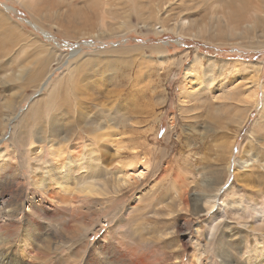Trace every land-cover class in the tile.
Listing matches in <instances>:
<instances>
[{
	"label": "rangeland",
	"instance_id": "1",
	"mask_svg": "<svg viewBox=\"0 0 264 264\" xmlns=\"http://www.w3.org/2000/svg\"><path fill=\"white\" fill-rule=\"evenodd\" d=\"M42 1L39 2L42 4L39 11H33L23 0H0V64L8 72L21 64H31L28 73H34L41 70L40 66L44 63L46 72L51 73L50 82L44 89H39V84L33 79L21 85L18 80L12 81L11 75L0 78V102L7 100L8 108L1 105L3 113L8 110L13 112L15 108V114L11 115L13 118L0 131L1 136L4 134L0 141V154L6 164L17 165L22 173L20 178L25 182V209L28 207V196L33 195L37 199L47 197L51 210H61L65 220L70 215L69 220L78 229L83 223L85 227L90 226L94 231L93 239H99L114 224V215L107 212L108 209L117 207L121 202L128 204L140 198L135 202H138V210L129 215L130 220L119 225L117 223V229L125 230L131 236L127 242H131L134 236L132 230L137 227L144 236H148L155 229L163 230L171 225L166 214L151 215L150 211L161 205L163 199L169 203L176 197L173 185L179 176L188 175L194 180L187 194L190 210L193 211L192 205L196 204L197 198L202 199L205 192L201 186L212 180L215 171L225 169L227 165L231 169L228 183L233 187L232 195L243 196L250 207L263 204L261 193L240 181L245 173L254 179L259 177L260 182L264 181V124L255 135L252 132L254 120L261 116L260 109L264 104L262 26L254 28L247 36L231 35L217 17L209 16L212 15L209 11L212 0H195L190 5L194 10L187 9L189 0H179L169 6L168 9L173 8L170 11L172 15L180 14L192 19L196 26L192 28L194 32L164 30L160 23L155 26L160 31H156L154 24L158 22V17L149 15V21H145L135 10H131L135 4H139L132 0ZM144 3L151 7L156 5V2ZM201 3L204 4L202 7H206H198ZM103 18L108 24L107 28L101 29L99 21ZM26 19L38 24L51 36L46 37L41 28H35ZM96 19L99 20L98 24ZM170 23L173 24V20ZM210 23H213L212 26ZM81 29L88 31L83 33ZM220 63L227 66L223 71L226 74L220 72ZM254 63L260 66L257 80L260 88L256 97L258 105L248 106L250 109L243 113L242 107L245 108L246 103L241 100L243 97L239 92L249 85L247 80L240 79L236 70ZM189 69L197 77L194 82L200 98L197 108L193 106L192 99L187 101L180 94L186 80L185 72ZM4 71L0 70V74H4ZM220 73L225 80L235 81L237 88L231 98L227 90L217 99L207 94L210 89L208 78L212 77L218 83ZM227 86L223 84L224 89ZM244 116L246 119L240 125ZM90 122L110 135L109 140H104L106 146L82 127L89 126ZM95 132L98 133V130ZM85 146V149H92L93 152L100 149V163L110 168L120 165L119 160L135 159V172L140 179L128 188L122 198L115 197L105 202L83 200L73 206L56 202L47 193L44 195L35 190L29 177L28 163L29 166L36 162L44 164L48 159H56L59 153L57 159H66L65 154L72 148L75 150L71 151L77 153ZM40 159L43 163L39 162ZM244 159L248 162L244 163ZM81 173L66 170L62 173L63 180L56 183L57 186L48 188V191L56 192L59 189L63 194L64 187L66 191L76 189L77 176ZM154 190V197L145 200L144 195ZM227 191L224 195L226 199ZM10 197L14 200L15 195L11 192ZM11 203L9 201V206H12ZM4 205V201L0 202V210ZM124 213L122 209L119 216ZM193 215L190 216L191 230L187 233L206 240L210 236L207 224L209 214ZM178 218L172 224L176 225ZM39 221L49 223L48 219L40 218ZM15 222L24 223L23 219H16ZM223 223L216 238L223 239L225 245L229 246L228 241L244 244L262 236L261 232H253L250 227L236 221ZM253 223L252 220L249 222ZM182 235L177 234V237L183 238ZM148 248L153 250V260L158 264L167 263L166 255L158 247ZM237 250L244 256V248ZM2 251V254L6 253L5 249ZM65 251L61 252L62 255ZM210 251L209 255L218 253L215 246ZM11 255L21 262L19 251ZM59 257H51L48 264L56 262ZM22 263L27 264L24 260ZM189 263L190 259L186 256L185 264Z\"/></svg>",
	"mask_w": 264,
	"mask_h": 264
},
{
	"label": "bare ground",
	"instance_id": "2",
	"mask_svg": "<svg viewBox=\"0 0 264 264\" xmlns=\"http://www.w3.org/2000/svg\"><path fill=\"white\" fill-rule=\"evenodd\" d=\"M23 1L27 2L28 7L33 11H39L38 8L43 2L42 0ZM132 1L138 2L139 4H133L134 7L131 10H135V13L141 18L145 19V21H149V15H152L155 18L158 17V22L154 24L156 31H160L159 27H155L157 26L156 24L159 23L162 24L160 27H162L164 30L178 29L179 32L186 30L190 31L192 28L196 27L191 18L185 17V15L180 16V14L179 16H175L170 13L173 8L168 9L169 6H173L174 2L179 0ZM144 1H147L148 3L156 2V5L151 7L144 3ZM194 1L195 0H189L187 2L188 10H194V8H192L193 6H190ZM201 1L207 2L209 0ZM212 1L213 3L210 6L211 10L209 9L212 15L209 16L217 17V19L220 20V23H223L228 28V31H230L231 35H239L240 37V35L244 36L246 34L247 36V33L252 32L254 28L259 26H262V31L264 32V20H261V18H264V0ZM39 2L41 3L39 4ZM201 5L202 3L198 5V7H201L202 9L206 7V5L205 7H202L204 4L202 6ZM124 7L126 8V6ZM48 10L47 12H50ZM52 14L53 13H51V15ZM119 14L121 15V12ZM46 17L48 18V16ZM46 17L44 16V18ZM172 20L174 22L173 24L170 23ZM205 20L209 22L210 19ZM84 21L82 20V22ZM98 21L99 20H97V24ZM99 22H101V25L99 26L101 29L107 28L108 23L104 22V18ZM208 22L206 23L207 25ZM213 23H210V25ZM33 24L37 28H41L38 24ZM206 24L204 23V25ZM219 30L221 29L219 28ZM41 31L46 34V37L51 36L50 33L46 32L42 28ZM87 31L83 30V33H86ZM192 31L194 32V30ZM91 34L94 33L91 32ZM87 35L90 34L88 33ZM263 42L261 43L264 44ZM30 65L31 64L23 66L21 64L14 71L8 72L7 68L5 69V67L0 64L1 72L5 70L4 74H0L3 75L0 76V78L11 75V80H18L21 85L23 83L26 84L27 81L33 79L39 84V89L46 88L51 78V73L46 72V65L42 63L40 66L41 70H36L34 73H28L31 70ZM226 67L227 66H225L223 63L220 66V72H223L225 70L224 68ZM237 67L239 66L237 65ZM259 68L260 66L258 67V64L254 63L247 64V66L236 70L240 79L247 80L248 84H246L249 85L245 88V90L239 92L243 97V99H240L246 103V107H242L244 111L243 113H246V110L250 109L248 106H253L254 104V107H257L258 105L256 97L258 89L260 88L259 82H257L260 75L258 74ZM223 73L226 74V72ZM185 74L186 80L185 84L181 87L182 91L180 94L187 101L192 99L191 101L194 104L193 106L196 107L200 100L197 93L198 91H196L194 88V82L197 81V77L192 69L187 70ZM220 75L222 74H219L218 83H215L212 77L211 79L208 78L207 83L209 84L210 89L207 91V94H211L213 98L217 99L223 96L224 91L227 90V92H229V97L231 98L234 94L233 91L237 88V86L234 85L235 81L225 80V78ZM201 83L202 82H200V84ZM224 83L228 85L225 87V89L223 88ZM21 85L18 86L21 87ZM6 101L0 102V125H2L0 130L1 132L3 131V128L7 122L13 118L11 115H13L15 111L14 108L13 112L12 110H8L7 113H3L4 108H2L1 105L8 109ZM260 110L261 116L254 120L253 123L252 132H254V135L257 131L259 132V130H261L264 124V121L262 122L264 119V104ZM218 116L219 115H216V117ZM239 118L237 117V119ZM245 119L246 117L244 116L243 120H241L239 124L241 125ZM82 127H84L88 133L94 135L100 141H102L104 146L107 145L104 140H109L110 135H106L105 132L98 128L95 123L90 122L89 126ZM95 130H98V133H96ZM115 135L118 134L115 133ZM2 136H4V134H2ZM2 136L0 135V141L3 138ZM99 145L101 146V144ZM85 148L86 146L77 153L72 152L75 150V148H72L73 150L70 148L72 151H66L67 153L64 157L66 159H57L60 155L59 153L55 156L56 159H48L47 162L45 161L46 164H38V162H36L35 164L29 166L28 163L29 177L31 179V183L35 187V190H37L39 193L42 192L44 195L47 193L56 199V202L73 206L77 202L83 200H85V202L90 200H100L101 202H105L115 197L122 198L127 194V191L129 190L128 188L134 185L135 182L140 179V177L136 175L135 172V159L132 161L119 160L120 165L114 166V164V167L110 168L105 165L103 166V164L100 163V159L102 158L100 155V149L97 148L95 152H93L92 149ZM243 161L244 163L248 162L247 159H244ZM39 162H42L41 159ZM66 170H73V173L82 171V175L77 176V188L66 191L64 187L63 194H61L62 191L59 189L56 190V192H49L48 188L52 187L53 185L57 186L55 184L60 183V181L63 180L62 173H64ZM132 170H134V172H132ZM229 172L231 173V169L227 165L225 169L221 168L220 170L215 171L212 180L201 186L205 192L203 191L204 194L202 195V199L197 198L196 204L192 205L194 206L193 211L190 210L191 204L187 194L189 192L190 186L193 185L194 180H192V178L188 175L187 177L179 176V174V180L173 185V188L176 189V197L169 203H166L163 199L161 201V205L153 207V209L150 211L151 215L166 214L168 216L166 219L171 225L163 230L155 229L154 232H149L148 236H144L139 227H137L136 229L132 230L134 235L133 241L127 242L131 236H128L125 230H118L117 223L119 222V225L120 223H125L127 220H130L129 218L131 214L138 210V202H135L139 201L140 198H136L135 201H131L128 204H122L121 202L117 207L108 209L107 212H110L112 215H114V217L112 216L114 224L105 231L101 238L93 239L94 231L90 226L85 227L83 223L79 229L74 227L71 223V220H69L70 215H68L67 220H65L64 214L61 210L50 209L51 205H48L47 203L51 204V202L47 200V197L41 196L37 199L33 195L28 196L26 198L28 207L25 209V202L23 200L25 195V182L23 183L20 178L22 173L19 172L17 165L11 166L6 164L2 160V156L0 154V202L3 203L4 201L5 203V205L0 210V264H23V260L27 264H48L49 260L53 256L60 257L52 264H79V262H81V264H158L155 260H153V250L148 248L149 246L158 247V249L166 255V264H185L186 256L190 259L189 264H264V201L261 205H251L250 207L246 202L247 200H245L243 196L232 195L231 190L233 187L228 183L230 178ZM140 174L143 175V172H140ZM258 178L256 177V179H254L245 173V176L240 178V181L244 186L257 189L261 193V196L264 197V181L260 182ZM162 185L164 186L165 183L163 182ZM171 189L172 188L168 190ZM227 189L228 199L224 198L225 191ZM11 192L15 195L14 200H12L10 197ZM154 193L155 190L146 193L144 195L145 200L154 197ZM200 200L202 202H199ZM9 201L12 202L10 205L13 207L9 206ZM7 208L10 210L7 211ZM122 209L125 210V213L119 216V213ZM203 212L209 214L207 224L210 236L209 238H206V240H202L200 236H194L191 232L187 233L188 230H191V214L200 216ZM174 214L179 215L175 216ZM177 217L179 218L176 221V225L172 224ZM40 218L48 219L49 223L45 224L39 221ZM16 219H23L24 223L15 222ZM227 220H231L233 222L236 221L242 226L250 227L253 232H261L262 236L260 239L252 238L250 241L248 240L244 242V244H232L233 241H228L229 246L225 245V241L223 239H217L216 237L221 225H223V222ZM251 220L254 222L253 224H249ZM177 234H181L183 238H178ZM212 246L217 248V255L219 258H217V255H214L213 253L209 255ZM3 248L6 250L5 254H2V250H4ZM241 248L245 249L246 255L244 254V256H241L240 250H237ZM65 249L67 251H65ZM18 251L20 252L19 258H21V262L18 259L15 260L11 255V253L17 254ZM62 251H65L66 253L62 255Z\"/></svg>",
	"mask_w": 264,
	"mask_h": 264
},
{
	"label": "water",
	"instance_id": "3",
	"mask_svg": "<svg viewBox=\"0 0 264 264\" xmlns=\"http://www.w3.org/2000/svg\"><path fill=\"white\" fill-rule=\"evenodd\" d=\"M28 23L32 24V26H34L35 28H37L30 20H27Z\"/></svg>",
	"mask_w": 264,
	"mask_h": 264
}]
</instances>
